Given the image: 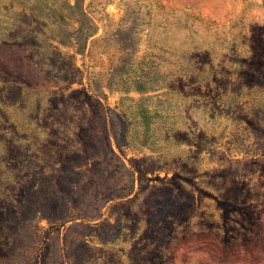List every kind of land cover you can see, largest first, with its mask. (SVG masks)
<instances>
[{"label":"rangeland","instance_id":"obj_1","mask_svg":"<svg viewBox=\"0 0 264 264\" xmlns=\"http://www.w3.org/2000/svg\"><path fill=\"white\" fill-rule=\"evenodd\" d=\"M0 264H264V0H0Z\"/></svg>","mask_w":264,"mask_h":264}]
</instances>
